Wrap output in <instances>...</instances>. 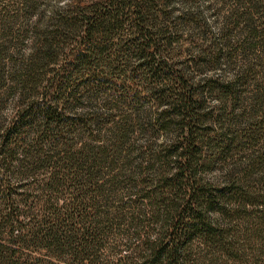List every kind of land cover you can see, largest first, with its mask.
Segmentation results:
<instances>
[{"label": "trees", "instance_id": "obj_1", "mask_svg": "<svg viewBox=\"0 0 264 264\" xmlns=\"http://www.w3.org/2000/svg\"><path fill=\"white\" fill-rule=\"evenodd\" d=\"M170 1L106 0L82 10L56 8L43 27H34L35 51L9 72L17 99L11 112L0 116V264L97 262L90 254L100 234L93 218H109L111 212H98L105 190L126 182L124 170L110 174L118 159L131 167L121 155L133 129L114 127L106 141L104 119L83 110V99L92 94L114 96L130 109L149 97L160 106L153 133L173 132L168 144L152 150L153 163L147 166L151 178L141 181L148 189L140 196L150 200L160 225L133 264H220L223 257L239 261L240 239H261L264 115L235 113L241 89L256 70L245 63L229 79L212 75L195 81L188 76L189 66L207 69L231 56L226 28L238 27L241 13L226 18L219 37L203 28L200 11L188 10L179 28L171 22ZM181 1L195 5L199 0ZM183 29L191 34L198 30L200 37L190 40L191 59L178 64L173 43ZM245 32L251 39L263 38L264 49V29ZM203 90L217 97L215 107L205 105ZM256 94L252 111L259 112L264 88ZM116 116L111 111L106 119L116 123ZM240 152L248 153L245 160L237 158ZM16 166L51 169L38 196L42 214L30 226L23 225L15 205L17 189L11 181L19 174ZM216 167L220 173L207 177ZM138 171L144 173V167ZM105 174L109 179L100 184ZM195 239L204 246H196ZM42 252L51 258L44 260Z\"/></svg>", "mask_w": 264, "mask_h": 264}, {"label": "rangeland", "instance_id": "obj_2", "mask_svg": "<svg viewBox=\"0 0 264 264\" xmlns=\"http://www.w3.org/2000/svg\"><path fill=\"white\" fill-rule=\"evenodd\" d=\"M104 1L106 0H0V116L8 115L17 99L16 91H11L14 84L11 82L9 72L14 63L16 65L19 59H25L35 51L38 37L33 32L34 27L37 25L43 27L44 22L49 19L56 8L68 7L71 10H77V8L82 10ZM169 9L172 11L171 22L177 23L178 27L180 26L179 28L182 26L181 19L185 17V13L188 10L190 12L200 11L201 18L199 17V21L205 25L203 28L206 27L209 32L211 31L216 35L219 34V37H221V28H223L226 18L230 14L241 13L240 25L234 28L233 26L226 28V32L230 34L232 41L229 49L231 56L221 58L217 66L207 69L198 70L189 66V75H187L195 81L203 80L212 75H221L225 79H229L234 70H239L240 67L245 66V63H249L256 70L255 73L253 72L255 78L251 80L248 78V81L242 87L240 104L236 107L235 113L243 112L245 113V118L264 115V101L259 112L255 111V113L252 111L256 105V101L254 102V97L257 95L256 92L260 87L264 88V49L261 48L263 38L257 36L255 39H251L245 32H248V29L249 31L256 29L260 33L264 29V0H199L195 5L183 3L181 0H171ZM198 32L197 30L195 34H191L185 31L183 36L173 43L175 53L172 54V57L178 64H181V62L186 63V61L188 62L191 59L187 49L191 39L193 41L199 39L200 34ZM252 45H254V48L250 51L247 50L245 52L242 49ZM202 97L207 107L216 106L217 97L215 95L203 90ZM118 100L114 96L92 94L84 98V105L82 104L84 111L96 112L91 115L92 118L104 119L106 128L103 130V138L108 142L111 140L113 132H110L113 131L114 127L126 126L133 129V132L129 134V145H127L121 155L122 160L130 161L131 167H125L123 162L118 159L117 165L113 168L112 174H110L121 173L124 170L125 173L122 171L121 174H125L126 182L116 188L107 186L105 190L104 203L98 212L101 214L111 212L109 218L104 219L101 215L93 218L96 223L98 222L96 226L100 233L95 241L96 248L90 253L91 259L97 261L95 264H120L123 261L133 264L138 261L139 253L144 249V241L147 238L152 239L154 237L155 230L160 225V216L151 205L150 200L140 196L141 190L148 189L141 184V181L145 179L147 181L151 178L147 172V166L153 163L151 158L152 150H155L160 145L168 144L173 139L172 131L168 134L164 132L153 133L151 126L155 122L154 118L160 106L151 98L147 97L142 104L136 106L132 104L135 107L132 109L128 108L127 104L120 103L121 100L120 102ZM104 104L106 106L103 108ZM108 105L110 107L115 105L117 109L113 107L110 110ZM111 111L112 113H117L116 123H110L106 119ZM242 121L243 119H241ZM141 127H144L142 132L140 130ZM261 138L263 139H261L259 147L263 148L264 135ZM95 145H101V142L95 143ZM257 149L259 148L257 147ZM145 152L146 156L142 158L141 153ZM247 155V152H240L237 158H244L245 160ZM141 167H144V173L140 174L137 170L141 169ZM13 169L19 173L12 176L11 181V186L17 189L15 205L22 216L23 225L30 226V223L39 220L42 214V203L38 196L41 194L48 179L45 174H49L51 169L31 170L19 166ZM221 170L220 167H216L208 171L206 176L212 179ZM104 171L107 170L104 169ZM107 176L106 174L102 175L99 183L101 184L103 180L109 179ZM260 177L261 186L264 187V165L261 169ZM25 191L31 194L30 198L25 197ZM106 206H109V208H106ZM87 215L88 218L84 223L90 226L92 220L88 222V219L92 213ZM241 223L244 225V222ZM258 230L263 231H260L259 234L261 239L257 241L251 240L249 243L240 239V248L243 247L240 251L242 260L237 261L223 257L220 264H264V226H258L257 232ZM243 231H247L245 226ZM194 244L196 246L201 244L204 246L203 241L199 239H195ZM26 254L29 256L37 255ZM41 254H43L44 257L42 258L44 260L51 258V256L45 255L44 252ZM52 260L56 262L58 259L53 256Z\"/></svg>", "mask_w": 264, "mask_h": 264}]
</instances>
